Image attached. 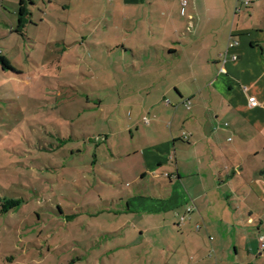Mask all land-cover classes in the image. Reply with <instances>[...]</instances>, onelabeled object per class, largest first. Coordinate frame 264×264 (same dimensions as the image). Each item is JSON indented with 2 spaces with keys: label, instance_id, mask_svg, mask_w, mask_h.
Here are the masks:
<instances>
[{
  "label": "crops",
  "instance_id": "1",
  "mask_svg": "<svg viewBox=\"0 0 264 264\" xmlns=\"http://www.w3.org/2000/svg\"><path fill=\"white\" fill-rule=\"evenodd\" d=\"M188 1L106 0L82 13L122 59L119 84L133 73L138 93L154 96L139 104L149 124L140 116L129 139V128L104 136L129 188L104 197L106 211L118 207L109 231L133 251L137 233L145 245L162 227L154 264H264V0ZM141 213L155 224L141 226Z\"/></svg>",
  "mask_w": 264,
  "mask_h": 264
},
{
  "label": "rangeland",
  "instance_id": "2",
  "mask_svg": "<svg viewBox=\"0 0 264 264\" xmlns=\"http://www.w3.org/2000/svg\"><path fill=\"white\" fill-rule=\"evenodd\" d=\"M31 1L18 34L20 0H0V53L21 72L0 66V207L22 201L0 214V264H154L163 228L145 245L137 233V250L117 248L109 220L118 207L109 213L104 202L129 189L111 171L118 159L104 136L129 128V139L140 116L153 120L139 104L154 96L138 93L133 73L119 84L122 59L109 58L101 33H87L82 13L106 0ZM145 219L136 221L155 224Z\"/></svg>",
  "mask_w": 264,
  "mask_h": 264
},
{
  "label": "trees",
  "instance_id": "3",
  "mask_svg": "<svg viewBox=\"0 0 264 264\" xmlns=\"http://www.w3.org/2000/svg\"><path fill=\"white\" fill-rule=\"evenodd\" d=\"M30 3L32 4V1L29 0ZM19 19H18V25L16 29V33L22 34L23 29L25 28L27 24V16L30 15L28 6H27V0H20L19 2ZM0 66L4 70H10L15 73H21L20 71H17V69L13 66V64L4 56L2 53H0ZM184 135V134H183ZM22 201L21 200H13V199H5L1 202V207H0V214H7L11 210L17 208L19 205H21ZM68 264H74L73 262H70Z\"/></svg>",
  "mask_w": 264,
  "mask_h": 264
},
{
  "label": "built area",
  "instance_id": "4",
  "mask_svg": "<svg viewBox=\"0 0 264 264\" xmlns=\"http://www.w3.org/2000/svg\"><path fill=\"white\" fill-rule=\"evenodd\" d=\"M250 3V0H245V4L246 5H249ZM181 4L184 8H186L187 10H189V2L188 0H181ZM236 46H238V42L237 41H231L228 45V49H232V48H235ZM249 103L251 105V107H257L258 106V102L256 101V99L254 97L250 98L249 99ZM191 105V102L190 101H187L186 102V106H190ZM146 124H149V121L148 120H145ZM183 139L184 140H187L188 139V135L187 134H184L183 135ZM193 206H190L187 208V211L186 213L189 214L193 211ZM185 220V217H182L181 218V221L183 222ZM199 228V227H198ZM261 248L262 250H264V238H262V242H261Z\"/></svg>",
  "mask_w": 264,
  "mask_h": 264
}]
</instances>
